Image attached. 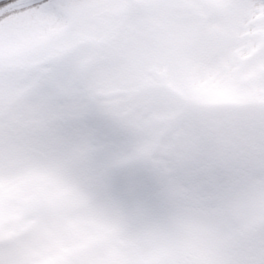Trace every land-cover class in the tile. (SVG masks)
<instances>
[{
  "label": "snow or ice",
  "instance_id": "snow-or-ice-1",
  "mask_svg": "<svg viewBox=\"0 0 264 264\" xmlns=\"http://www.w3.org/2000/svg\"><path fill=\"white\" fill-rule=\"evenodd\" d=\"M0 264H264V0H0Z\"/></svg>",
  "mask_w": 264,
  "mask_h": 264
}]
</instances>
